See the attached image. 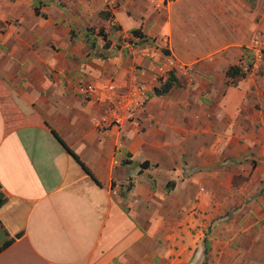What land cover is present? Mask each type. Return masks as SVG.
Returning a JSON list of instances; mask_svg holds the SVG:
<instances>
[{
  "label": "crops",
  "instance_id": "crops-1",
  "mask_svg": "<svg viewBox=\"0 0 264 264\" xmlns=\"http://www.w3.org/2000/svg\"><path fill=\"white\" fill-rule=\"evenodd\" d=\"M243 1L175 0L153 15L149 2L126 0L113 12L119 28H103L104 49L98 28H87L101 0H0V247L11 240L0 264H195L194 246L202 256L200 238L224 213V194L250 174L251 147L264 146L249 85L226 76L243 43L264 34ZM182 2L220 28H173ZM165 64L179 86L157 96ZM138 86L145 109L130 121L115 114ZM257 220L242 215L212 231L218 264H264Z\"/></svg>",
  "mask_w": 264,
  "mask_h": 264
},
{
  "label": "rangeland",
  "instance_id": "rangeland-1",
  "mask_svg": "<svg viewBox=\"0 0 264 264\" xmlns=\"http://www.w3.org/2000/svg\"><path fill=\"white\" fill-rule=\"evenodd\" d=\"M131 1L134 2V5L142 4V6L143 3L149 2L151 4V7L149 8L145 7V11L150 10L148 14L152 13L153 15H157L159 13L163 15L166 14L167 12V8H166L167 3H172V1L175 0H131ZM244 1L248 4L252 12L254 10L256 11L255 13L256 15L253 16V19L256 21V28H264V0H244ZM204 2L202 1L200 4L204 5L205 4ZM125 3L126 0H101L102 11H109L113 16V12H115L117 9L120 8L121 5H124ZM35 4L40 6V3L38 1ZM59 4L64 5V3L61 1H59ZM185 9H189V10L185 11ZM193 9L194 10L190 11L191 10L190 2L189 3L182 2V4H176L174 7V11L172 12L171 15L172 27L179 28L181 22H185L186 24L189 25L188 28H220V25L218 26V22H216L217 17H208L205 19V16L201 15L200 10L196 9L195 7H193ZM129 11L131 10H128V12ZM97 16H98V21L87 27V28H98V30L95 31L93 29L92 35H97L98 31L103 28H119L114 22L113 24L111 23L113 19H103L101 16H99V12ZM153 20H154V16H151V18L148 20L149 26H151L154 23ZM104 21L107 22L105 23ZM254 38H264V34L263 33L256 34L250 40L243 43V45L240 47L243 67L247 68L249 66V69L246 71L245 77L242 78L245 80L247 85H249L250 88L249 97H251L250 100L254 98L253 100L250 101L252 103V105L251 104L249 105L250 108L261 111L262 115L264 116V55L261 57V59H256L252 51L247 49V46L251 44ZM126 39L127 38L125 39L120 38L119 40H126ZM153 41L154 40L150 39V41L148 42L153 43ZM102 44H104L103 41ZM104 52H105L104 50L100 49V53L102 55H104ZM128 90H130V88H128L127 91L123 93H128ZM251 111L253 113L252 109H250V112ZM128 120L130 121V119ZM260 126H258L257 128L258 131ZM258 134L264 135V130H263V134L261 133V131H259ZM263 148H264L263 145H257L255 146L254 149L251 147L250 155L248 156L249 162L245 167L246 173L250 172L249 174L250 176L248 175L245 176V178L242 177L241 179H239L240 189H238V191H236L237 189H235V192L231 194H227V192L224 194L223 202L226 201L225 203L226 209H224V213L219 215V217H217L207 225V227L203 230L202 238H200L198 249L200 248L202 250V256L196 253L197 247L196 245L194 246V254L192 255V260L195 262V264H218V260L220 259L219 258L220 254L218 252L221 251L220 246L218 245L217 242L210 240V237L213 230L224 229L225 231L227 225L232 223L233 219L239 218L242 215L243 216L245 215L246 217H253L255 219L257 218L258 219L257 226H259V228L263 230L262 232H264V175L257 176L255 182H253V180L251 179V175H253L255 168H260L259 166L264 167V153L262 152ZM260 173L262 174V172ZM251 242L252 240L249 242L250 246H251ZM236 244L237 241H234L231 243L230 246L236 247ZM204 252H206V254H204ZM230 261L233 262V259L230 258Z\"/></svg>",
  "mask_w": 264,
  "mask_h": 264
},
{
  "label": "trees",
  "instance_id": "trees-1",
  "mask_svg": "<svg viewBox=\"0 0 264 264\" xmlns=\"http://www.w3.org/2000/svg\"><path fill=\"white\" fill-rule=\"evenodd\" d=\"M35 13L39 14L38 9H35ZM99 16H101L103 19H113L112 14L109 11H101L99 12ZM92 31V30H91ZM132 35L135 37H139L140 39H143V42L150 41L149 38H145V35L141 33L140 29L132 30ZM93 34V31H92ZM97 35L104 41V49H108L109 47V41L107 40V36L104 33L103 29H100L97 33ZM92 47H94V42H92ZM165 53H167V50H164ZM101 55V54H100ZM249 69V66L247 68L243 67L242 60L240 58L239 62L236 65L230 66L226 71V76L228 78H236V77H245L246 71ZM179 86L177 79L175 77V74L173 71L169 72L168 78L164 82H160V84L153 89V93L157 96H162L167 94L173 87ZM55 137L60 141V143L66 148L68 153L79 163V165L84 169V171L93 178L91 172L89 169L80 161L79 157L71 150L69 149L65 143L61 140V138L53 132ZM148 166L147 162H144L141 164V167ZM94 179V178H93ZM6 203V197L3 194V192L0 189V207ZM19 235V234H18ZM11 240L7 241L3 244V246L0 247V251L5 249L8 245H10ZM206 254V252H204Z\"/></svg>",
  "mask_w": 264,
  "mask_h": 264
},
{
  "label": "built area",
  "instance_id": "built-area-1",
  "mask_svg": "<svg viewBox=\"0 0 264 264\" xmlns=\"http://www.w3.org/2000/svg\"><path fill=\"white\" fill-rule=\"evenodd\" d=\"M247 49L252 51L256 59H261V57L264 55V38H254L251 44L247 46ZM167 65L165 64L164 67L158 68V73L161 72L160 82H164L168 78L169 72H174V69H168L170 66L168 67ZM182 68L187 70L189 66L183 65ZM162 77L165 80H162ZM94 89L95 88L92 85H88L82 90V92L84 94L90 95L94 92ZM111 90H113V87H111ZM146 91L147 89L145 86H138L134 89L128 90V93L122 94L120 96V104L116 108L115 114L121 110V112L125 113L127 119H130L135 115L136 112L144 110L148 100Z\"/></svg>",
  "mask_w": 264,
  "mask_h": 264
}]
</instances>
